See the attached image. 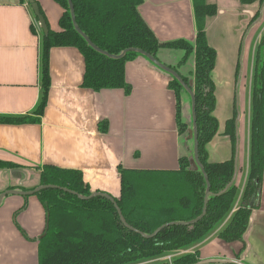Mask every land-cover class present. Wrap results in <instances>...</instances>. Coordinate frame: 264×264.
Segmentation results:
<instances>
[{
	"label": "crops",
	"instance_id": "crops-1",
	"mask_svg": "<svg viewBox=\"0 0 264 264\" xmlns=\"http://www.w3.org/2000/svg\"><path fill=\"white\" fill-rule=\"evenodd\" d=\"M36 1L50 28L60 31L63 9L54 0ZM206 1L219 8L218 15L209 18L206 25L209 44L217 51L212 76L216 85L215 116L220 125L219 133L207 150L211 163L224 162L233 157L232 139L225 131L227 122L236 116L237 209L250 171L251 112L247 138L241 137L244 127L240 125L244 116L240 88L244 76L243 61L250 49L246 46L247 40L258 24L264 4L261 6L260 0L251 5H244L240 0ZM140 12L161 42L195 41L197 28L192 0H145ZM43 36L28 0H0V116L37 118L34 111L43 94ZM259 41L260 37L250 49L251 53H256L258 46H255ZM182 56L181 51L164 50L159 59L165 65L176 66ZM193 68L194 61L191 60L180 71L188 75ZM50 74L49 99L40 122L0 124V160L23 166L0 170V195L8 190L36 189L40 186L38 168L53 165L79 170L93 192L119 198L120 168L173 171L179 168L182 155L192 154V142L178 132L176 96L169 88L172 78L144 56L126 66V80L132 86L130 95L121 89L95 92L83 88L85 60L76 48H53ZM188 102L187 95H184V113L190 122ZM104 122L109 124L107 133L100 130ZM37 200L30 197L26 202L22 196H6L3 199L0 206V239H3L5 228L2 212L10 218L13 212L22 209L25 202L28 207L26 212L34 208L35 214L30 217L24 215L21 227L33 239L43 235L45 208ZM228 223L229 220L222 223L215 232L216 237L213 236L200 251L194 246L193 251L181 253L199 252L201 261L224 259L242 264H264V174L260 207L253 212L245 237L246 251L240 259L237 254L243 247L241 242L228 244L218 238V233ZM32 249L37 264V242Z\"/></svg>",
	"mask_w": 264,
	"mask_h": 264
},
{
	"label": "trees",
	"instance_id": "trees-1",
	"mask_svg": "<svg viewBox=\"0 0 264 264\" xmlns=\"http://www.w3.org/2000/svg\"><path fill=\"white\" fill-rule=\"evenodd\" d=\"M62 9L60 31L50 28L43 36L41 57V82L43 94L31 116L2 117L0 124L25 125L40 122L45 113L51 87L50 54L53 48L70 47L78 49L85 60V74L82 87L100 92L102 90H124L132 93V86L126 80V66L142 55L128 52L122 59L109 58L94 50L75 30L68 0H54ZM251 5L258 0H240ZM79 29L99 49L119 56L127 49H138L159 59L164 50L181 51L182 58L176 71L196 97L199 157L208 176L211 194L208 198L205 216L193 225H173L164 228L157 236H149L169 223H187L201 217L205 207L208 189L203 172L194 164L193 151L182 155L179 168L173 171H141L120 168L121 196L114 198L128 225L138 232L127 229L121 222L111 201L102 197L82 200L93 193L85 182L83 173L44 165L40 170V186H57L60 189L43 190L36 194L47 216V226L38 243L37 264H145L173 252L185 251L193 245L204 242L219 226L229 220L228 225L218 233L225 243L241 242L242 249L237 258L246 251L245 237L251 226L253 212L260 207L264 174V55L258 50L252 85V114L250 129V171L241 202L237 207L239 187L235 183L237 118L226 124L225 134L233 143V157L230 160L211 163L207 146L219 133V120L215 116L217 106L216 85L213 71L217 62V51L210 46L207 36V20L219 13L217 5L206 0H192L196 39L161 42L149 27L140 8L145 0H72ZM261 6L264 0H260ZM264 44V43H263ZM194 68L188 75L181 69L189 61ZM169 88L177 101V127L180 136L188 137L193 144L192 99L176 78ZM184 95L190 107V122L184 113ZM107 133L108 122L100 125ZM23 166L0 160L1 169H16ZM67 189L74 192H65ZM34 190V189H32ZM28 191V190H27ZM141 262V263H140ZM199 252L184 254L172 264H198ZM158 264H170L169 262Z\"/></svg>",
	"mask_w": 264,
	"mask_h": 264
},
{
	"label": "rangeland",
	"instance_id": "rangeland-1",
	"mask_svg": "<svg viewBox=\"0 0 264 264\" xmlns=\"http://www.w3.org/2000/svg\"><path fill=\"white\" fill-rule=\"evenodd\" d=\"M258 24L253 28V30L250 32V37L247 40L246 46H248L250 49L253 47L254 42L258 37H260L259 43L257 42L256 46H258V49L255 51L256 53L253 54L251 53L250 49L246 53V59L243 61L244 63V76H243V81L242 85L240 86L242 90V110L244 111V116L243 119L240 122V125L244 127V131L241 132V137L243 135L247 138V133L249 132V116L250 112L252 114V82H253V71L255 68V57H257L258 50L260 49V46L262 48V54L264 55V5L263 9L261 12L260 17L258 18ZM253 38V43L250 44L251 38ZM245 49V46L243 47V51ZM248 49V48H247ZM242 57L243 55L241 54L240 56V63H242ZM254 58V59H253ZM241 72V71H240ZM241 81V77L238 80V88H239V83ZM239 105V103H238ZM237 120V119H236ZM250 129H251V123H250ZM242 138V140H243ZM193 147V144H192ZM7 197H15L13 195H9ZM32 198H37L36 195L33 196H28V197H23L25 201L27 202L28 199ZM7 199V198H6ZM39 202V199L37 200ZM24 203L22 209L13 212V214L8 217V215L3 211L2 214L4 215V226L5 228L3 229L4 236L3 239H0V264H36L35 262V256H33V244H34V239L30 237L29 233H26L24 229L21 227V220L24 217V215H27V217H30L35 214L34 208L30 210L29 213H27V203ZM41 203V202H40ZM2 208V207H1ZM0 208V211H1ZM25 212L27 214H25ZM1 213V212H0ZM43 218H44V227L46 229L47 226V221H46V212L43 211ZM10 221V225H9ZM15 233L17 235H15ZM43 234V233H42ZM212 236V238H211ZM209 238H207L204 242L193 245L187 250L193 251V247L197 246V249L200 251L204 245L209 244L208 241H211L213 239V236L216 237L215 233H213ZM204 243V244H203ZM29 244L28 246H26ZM230 244V243H228ZM190 251L186 252L185 254L190 253ZM182 251L179 252H173L168 255L155 258L154 260H150V262H147L145 264H158V263H164V262H169L168 256L171 257L172 260H175L181 256L184 255V253H181ZM141 263V262H140Z\"/></svg>",
	"mask_w": 264,
	"mask_h": 264
},
{
	"label": "water",
	"instance_id": "water-1",
	"mask_svg": "<svg viewBox=\"0 0 264 264\" xmlns=\"http://www.w3.org/2000/svg\"><path fill=\"white\" fill-rule=\"evenodd\" d=\"M69 2V6H70V11H71V16H72V21H73V24H74V28L75 30L87 41V43L94 49L96 50L97 52L109 57V58H112V59H122L128 52H137L139 54H141L142 56H144L145 58H147L158 70L166 73L167 75L173 77V78H176L177 80L180 81V83L184 86V88L186 89V91L190 94L191 96V99H192V119H193V131H191V136L193 137V143H194V149H193V154H194V164L195 166H197L198 168H200V170L203 172L204 176H205V179L207 181V185H208V189H207V192H206V196H205V207H204V210H203V213L201 215L200 218L192 221V222H187V223H169V224H166L164 226H162L161 228H159L157 231H155V233H153L152 235H149V236H146V235H143L145 238L147 239H151V238H154L155 236H157L159 234V232H161L164 228L166 227H169V226H173V225H193V224H196L197 222H199L206 214V210H207V204H208V198L211 194V186H210V183H209V179H208V176L206 175L205 173V170H204V167L203 165L201 164L200 162V157H199V141H198V127H197V117H196V97L194 95V92L191 90V88L189 86H187L185 84V82L182 80V78L180 77V75L174 71L173 69H171L169 66L163 64L161 61H159L158 59L152 57L151 55L145 53L144 51L142 50H138V49H127L125 50L121 55L119 56H114V55H111L101 49H99L97 46H95L93 44V42L89 39V37H87L78 27L77 25V22H76V16H75V11H74V7H73V3H72V0H68ZM28 3L29 5L31 6V9L33 11V14L34 16L36 17V19L38 20L39 22V25H40V28L44 34V36H48L49 34V28H48V25H47V21L45 19V17L43 16V14L41 13V9H40V6L39 4L36 2V0H28ZM48 189H60L59 187L57 186H44V185H41L39 187H37L36 189L34 190H31V191H18V190H8V191H5L4 193H2L0 195V206L3 202V199L6 197V196H9V195H13V196H22V197H28V196H33V195H36L37 193L43 191V190H48ZM64 190L65 192H70L69 190L67 189H62ZM74 195H77L76 193L74 192H70ZM80 199L82 200H89L91 198H95V197H102V198H105V199H108L109 201H111L113 203V205L115 206L117 212H118V215L120 217V220L121 222L124 224V226L131 230V231H134V232H138L136 229H134L133 227H131L130 225H128L124 219V216L122 214V211L120 210L116 200L111 197L110 195L106 194V193H100V192H95L93 193L90 197H81L79 195H77ZM198 264H242L240 262H237V261H232V260H224V259H213V260H207V261H201L199 262Z\"/></svg>",
	"mask_w": 264,
	"mask_h": 264
},
{
	"label": "built area",
	"instance_id": "built-area-1",
	"mask_svg": "<svg viewBox=\"0 0 264 264\" xmlns=\"http://www.w3.org/2000/svg\"><path fill=\"white\" fill-rule=\"evenodd\" d=\"M168 258H169V263L172 264L173 260L171 259V257H168Z\"/></svg>",
	"mask_w": 264,
	"mask_h": 264
}]
</instances>
